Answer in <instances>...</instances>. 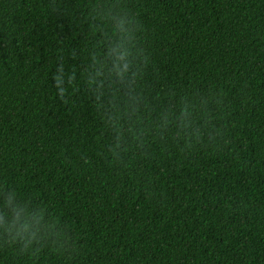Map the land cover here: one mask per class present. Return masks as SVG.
<instances>
[{
    "label": "trees",
    "instance_id": "obj_1",
    "mask_svg": "<svg viewBox=\"0 0 264 264\" xmlns=\"http://www.w3.org/2000/svg\"><path fill=\"white\" fill-rule=\"evenodd\" d=\"M0 264H264V0H0Z\"/></svg>",
    "mask_w": 264,
    "mask_h": 264
},
{
    "label": "clouds",
    "instance_id": "obj_2",
    "mask_svg": "<svg viewBox=\"0 0 264 264\" xmlns=\"http://www.w3.org/2000/svg\"><path fill=\"white\" fill-rule=\"evenodd\" d=\"M12 197L9 195L6 199V204H12ZM15 211V206H13ZM39 224V217H32V224L24 221L21 222L20 213L17 212L10 219L3 221V230L8 234V239L11 242H22L27 247L37 239V225Z\"/></svg>",
    "mask_w": 264,
    "mask_h": 264
}]
</instances>
